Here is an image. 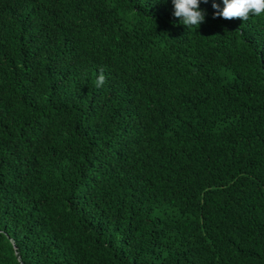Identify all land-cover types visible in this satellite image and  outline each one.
Listing matches in <instances>:
<instances>
[{
	"label": "trees",
	"instance_id": "16d2710c",
	"mask_svg": "<svg viewBox=\"0 0 264 264\" xmlns=\"http://www.w3.org/2000/svg\"><path fill=\"white\" fill-rule=\"evenodd\" d=\"M213 2L0 0V264H264V16Z\"/></svg>",
	"mask_w": 264,
	"mask_h": 264
},
{
	"label": "clouds",
	"instance_id": "9594fccd",
	"mask_svg": "<svg viewBox=\"0 0 264 264\" xmlns=\"http://www.w3.org/2000/svg\"><path fill=\"white\" fill-rule=\"evenodd\" d=\"M207 3L208 0H203ZM174 10L173 17L178 19L188 29H198L205 21L207 13L200 8L201 0H172ZM223 9L213 2V9L216 11L213 18L222 17L226 20L241 19L247 21L252 16H264V0H223ZM105 77L101 73L96 80V86L101 87Z\"/></svg>",
	"mask_w": 264,
	"mask_h": 264
}]
</instances>
